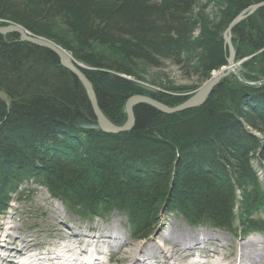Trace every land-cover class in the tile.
Masks as SVG:
<instances>
[{"label":"trees","instance_id":"trees-1","mask_svg":"<svg viewBox=\"0 0 264 264\" xmlns=\"http://www.w3.org/2000/svg\"><path fill=\"white\" fill-rule=\"evenodd\" d=\"M261 2L238 0L200 36V0H0V26L20 25L70 52L87 68L104 115L122 126L127 100L143 93L99 88L97 76L131 78L135 63L167 60L209 80L227 65L223 33ZM232 41L237 62L250 58L244 81L264 79V7L233 29ZM97 48L118 52L131 66ZM228 82L195 110L167 116L140 104L133 131L107 134L84 87L55 54L17 34L0 35V217L21 185L35 183L84 218L123 215L138 240L152 236L162 212L192 227L264 232L257 218L264 186L252 164L264 161V85L224 87Z\"/></svg>","mask_w":264,"mask_h":264},{"label":"rangeland","instance_id":"rangeland-1","mask_svg":"<svg viewBox=\"0 0 264 264\" xmlns=\"http://www.w3.org/2000/svg\"><path fill=\"white\" fill-rule=\"evenodd\" d=\"M237 4L238 0H200L199 7L195 11L196 16L201 23V32L197 33V35L199 34L200 36L202 32L210 31L215 23L223 20V18L229 13H233L237 8ZM8 23L11 24L10 22ZM61 28L62 27H60L59 30L62 31L63 34L60 35H66L64 34L65 30ZM96 52L107 54L108 57L115 58L116 60H120L121 58V64L128 67L131 66L130 64L128 65L126 64V62H124L122 55H120L118 52H111L104 48H97ZM69 54L71 53L69 52ZM249 59L250 58H247L240 62L236 61V73H232L227 78L223 79L220 84L224 80L229 81L227 84L223 85L224 87H227L231 86L230 81L232 83L234 81H239V83L247 85L250 88L252 87L253 89L261 88V85H264L263 78L251 83H247L244 81V79L247 78L246 74L248 70L244 67L243 63L248 61ZM83 67L86 68L84 65ZM130 68L134 72L135 77L130 78L127 76L111 74L110 78L106 80V77H100L99 74L103 75V73H100L99 70L92 69L91 71L96 75H99L97 77L95 76L96 79L98 78V82L100 83H98L99 88L106 89L109 86L110 88H118L123 86L133 87L137 89L138 92L143 93L141 95L148 97L153 96L152 98L162 103L164 102L161 100H163L164 97L166 99L168 97L171 102H176L174 104L176 106L181 105L183 102L188 100L195 93V91H197L208 81L201 80L200 78L192 74L189 75L188 73H186L189 72L186 70V68L178 67L167 60L160 63L159 67H151L148 65L135 63ZM219 71H221V69ZM106 81L108 82L106 83ZM111 82H113V85H111ZM244 82L246 84H244ZM80 111L82 113L81 109ZM125 112L127 114L126 105ZM105 117L108 119L106 115ZM127 122L128 115L127 121L122 126H124ZM252 164L258 172L257 176L260 182L264 186V173L261 172V170H263V165L260 164L257 166L255 160H253ZM55 203L59 204L60 207L57 208L55 206ZM260 212L262 213L258 215L257 218H260V216L264 215V209ZM54 219H56L57 221ZM59 220L66 227V232L64 234L62 233L64 229L59 226ZM159 224L160 226L157 228L155 235L152 236L151 239L148 240V242L146 241L145 244V242H140L138 241V239L135 240L131 236L128 222L124 216L114 214V216L112 217L105 216L101 219H87L79 217L72 214L62 204V202L54 199L47 191V189L40 188L35 183H25L20 186L17 193L12 195L11 202L9 203L6 212L3 213L0 217V239L4 235H6V230L9 227H14L16 229L14 233L15 237H19L21 239H34L35 248L43 249L47 252L51 250L52 244H54L55 242H60V239L54 240L55 238L52 237H56V235H59L60 238L64 237L68 241L70 239V235L73 234L72 232H75L77 230L73 226H84L83 230L94 227L95 232H100V230L103 231L105 226H109L108 230L112 232L110 234H112V236L114 237L116 236L118 240L117 242L114 240L109 241L108 247L106 245L105 250L109 248L110 253L114 255L112 256V261L109 264H125L124 262L126 261L125 257L127 256V254H130L131 252L135 253V249L139 246L140 243L145 244L143 248L144 254L137 257L140 261H142V263L140 264H167L165 259L159 256V254L151 257L150 253L153 248H156V250H158V246L154 245V242H156L157 240H161L162 235L167 232L168 229L174 227L178 231L185 232H196L198 230L195 229L199 228H204L202 229L204 231L213 229L209 226L192 227L179 215H169ZM212 232H214V236L212 235L210 237L213 238V240L204 242L202 246H196L201 250H194L191 253H184L180 258H178L179 264H197V261H199L198 263L201 264H240L242 259L241 250H243V245L245 243H247V247L244 249L245 251L250 254L251 252H253L264 256V234L262 233H259L257 231L248 233L240 231V229L234 231L233 233H230L215 228L214 230H212ZM204 238L208 239V236L202 237V239ZM250 238L254 239L251 244H249L248 242ZM10 241L12 243L10 244V246L19 248L18 244H13V239H11ZM125 242L128 244V246L122 248ZM168 244L169 246L167 244L166 246L168 248L173 247L174 251L179 249L177 247L174 248V242L172 241H169ZM53 247L55 248V245ZM190 254H192V256L188 257L190 256ZM150 257L153 259H151ZM106 260V257L101 258L100 263L107 264ZM42 264L47 263L42 262Z\"/></svg>","mask_w":264,"mask_h":264},{"label":"bare ground","instance_id":"bare-ground-1","mask_svg":"<svg viewBox=\"0 0 264 264\" xmlns=\"http://www.w3.org/2000/svg\"><path fill=\"white\" fill-rule=\"evenodd\" d=\"M233 39V36H232ZM233 43V42H232ZM84 72V71H83ZM70 73V72H69ZM218 72L214 73L215 76H217ZM71 74V73H70ZM217 74V75H216ZM72 75V74H71ZM110 121V120H109ZM111 122V121H110ZM112 123V122H111ZM113 124V123H112ZM115 125V124H114ZM257 166L262 164L263 170H261L262 173H264V161H258L256 160ZM258 168V167H257ZM257 171V170H256ZM258 173V172H257ZM40 188H45L42 185H38ZM46 189V188H45ZM48 191V190H47ZM12 199V197H11ZM56 207L59 208V204L55 203ZM169 215H172L170 212H162L158 218L157 227L160 226V222L163 221V219H166ZM56 220V219H54ZM57 221V220H56ZM59 226L64 229L62 232L63 234L65 231L64 224L59 220ZM109 226H105L103 231L100 232H94L95 234L88 235L85 231L76 230L75 232H72L73 234L70 235V239L67 241L64 237L60 238L59 235H56V237H52L55 239H60L59 241L62 243L57 245L58 254L53 259H49L47 262V254L49 251H44L41 249V253L43 256H36L35 253H39V249L35 248L34 239L27 238V239H21L19 237H15L14 233L16 229L14 227H9L6 230V235H4L0 239V264H42V262H45L47 264H101L99 257L103 254L104 246L107 245V243L114 239V236H112V232L108 230ZM157 230V229H156ZM198 230L196 232H185V231H178L174 227L167 230L162 235L161 240H157L154 242V245L158 246V250L156 248H153V250L150 253V256H156L159 254V256L163 257L167 264H179L178 258H180L184 253H191L194 250H201L198 249L196 246H199L204 242H209L210 240H213L210 236H214V232L212 230L204 231L201 229H195ZM208 236L207 238L202 239V237ZM115 236V241L117 242ZM11 239L14 240L13 244L19 245V248L10 246ZM151 239V236L147 239L141 240L140 242H148V240ZM254 239L250 238L248 241L249 244L253 242ZM172 241L174 242V248H179L178 250H173L172 248H168L166 244L169 246L168 242ZM144 243H140L139 246L135 249V253L131 252L130 254H127L125 257L126 261L125 264H140L142 261H140L137 257L144 254L143 248ZM247 243L243 245V250H241V262L240 264H261L264 263V256L261 254H256L251 252L248 253L244 249L247 247ZM128 246V244L125 242L122 248H125ZM153 246V245H152ZM56 248V247H55ZM52 249V248H51ZM91 249V250H90ZM89 250L92 254V259L89 257ZM51 251V250H50ZM73 257L72 262H68L66 257ZM192 254H190L191 257ZM150 257V258H151ZM18 258V259H17ZM153 259V258H151ZM63 262V263H62ZM197 264H201L198 263ZM204 264V263H202Z\"/></svg>","mask_w":264,"mask_h":264},{"label":"water","instance_id":"water-1","mask_svg":"<svg viewBox=\"0 0 264 264\" xmlns=\"http://www.w3.org/2000/svg\"><path fill=\"white\" fill-rule=\"evenodd\" d=\"M263 7H264V2L252 5L249 8L242 11L229 24L226 32L223 35L224 44L225 47L228 49L229 57L227 60V65L221 68V71H218L217 73L218 75L216 74L217 76H215L214 74L216 72L212 73L211 78L204 85H202L197 91H195V93L188 100L183 102L181 105L175 107H171L152 97H148L144 95H135L130 97L126 103L128 122L122 127L112 124L105 117L104 113L100 108L96 91L90 80L83 72V69L86 68H84L82 64L77 63L73 58V56L69 54L67 50L61 48L60 46H58L57 44H55L50 40L30 34L22 26L17 24L8 23L7 25L0 26V35L17 34L20 36L21 41L35 45L40 48L47 49L51 51L53 54H55L58 57L61 66L65 70L70 72L84 87L88 96L91 110L93 112L94 117L96 118L98 128L104 133L118 135V134L129 133L134 129L136 123L134 109L137 105L140 104L149 105L155 110L167 116L195 110L197 108L204 106L208 98L211 96L214 89L220 84V82L223 79L227 78L232 73H236V68H235L236 52L234 50L232 43L233 29Z\"/></svg>","mask_w":264,"mask_h":264}]
</instances>
